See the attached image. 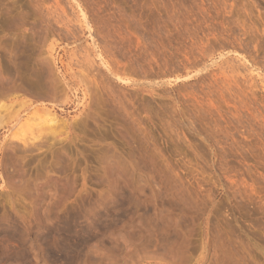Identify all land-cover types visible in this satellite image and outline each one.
Here are the masks:
<instances>
[{
    "label": "rangeland",
    "instance_id": "obj_1",
    "mask_svg": "<svg viewBox=\"0 0 264 264\" xmlns=\"http://www.w3.org/2000/svg\"><path fill=\"white\" fill-rule=\"evenodd\" d=\"M0 264H264V0H0Z\"/></svg>",
    "mask_w": 264,
    "mask_h": 264
},
{
    "label": "bare ground",
    "instance_id": "obj_2",
    "mask_svg": "<svg viewBox=\"0 0 264 264\" xmlns=\"http://www.w3.org/2000/svg\"><path fill=\"white\" fill-rule=\"evenodd\" d=\"M45 113H49V112L46 110ZM50 114H51V113H50ZM54 116H55V115H54ZM45 117H46V116H45ZM35 119H36V118H35ZM53 119H54V117H53V118H50L49 120L47 119V120L51 122V121H54ZM41 121H42V120H41ZM48 121L46 122L47 124H48ZM50 122H49V124H50ZM53 123H54V122H53ZM57 123H58V122H57ZM50 125H51V124H50ZM52 126H54V125H52ZM57 126H58V125H57ZM57 126H56V127H57ZM49 127H50V126H49ZM49 127H48V128H49ZM51 128H52V127H51ZM51 128H50V129H51ZM57 128H58V127H57ZM50 131H51V130H50ZM54 131H55V130H54ZM54 131H53V132H54Z\"/></svg>",
    "mask_w": 264,
    "mask_h": 264
}]
</instances>
